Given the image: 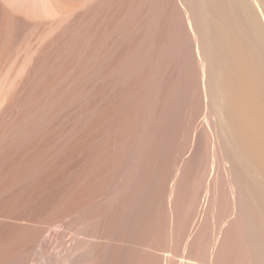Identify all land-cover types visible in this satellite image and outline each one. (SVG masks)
Masks as SVG:
<instances>
[{
  "label": "bare ground",
  "instance_id": "obj_1",
  "mask_svg": "<svg viewBox=\"0 0 264 264\" xmlns=\"http://www.w3.org/2000/svg\"><path fill=\"white\" fill-rule=\"evenodd\" d=\"M207 129L214 151H205L222 178L211 169L210 180L216 175L230 192L215 182L230 200L218 214L245 236L248 264H264V198L261 205L254 196L264 188V0H0V264H145L152 257L144 253V262L143 252H169L160 262L168 264L166 257H181L173 236V249L151 244L159 217L148 224L144 213L157 210L147 211L146 202L154 209L161 201L175 216L188 152ZM177 132L183 145L176 152ZM167 136L173 173L161 189L155 181V193L146 175L150 164L161 166ZM248 182L259 183L258 192L247 191ZM134 192L147 195L133 210ZM217 235L221 246L228 236L218 235L219 243ZM212 238L205 250L215 263L223 253ZM210 254L204 261L212 264Z\"/></svg>",
  "mask_w": 264,
  "mask_h": 264
},
{
  "label": "rangeland",
  "instance_id": "obj_2",
  "mask_svg": "<svg viewBox=\"0 0 264 264\" xmlns=\"http://www.w3.org/2000/svg\"><path fill=\"white\" fill-rule=\"evenodd\" d=\"M120 111H121V110H120ZM179 114H180V116H181V112H179ZM176 115H178V113H176ZM182 116H183L182 118H185L184 115H182ZM176 117H177V116H176ZM202 118H203V117H200V118H199L200 121L202 120ZM178 119H179V117H178ZM182 120H184V119H182ZM178 121H180V120H177V122H178ZM179 123H180V124H177V126L179 125V126L181 127V125H184V124H185V120L182 122L183 124L181 123V121H180ZM169 125H170V124H168V126H169ZM171 126L173 127V126H175V124L172 122V123H171ZM182 127L184 128V126H182ZM169 128H171V127H169ZM179 129H180V128H179ZM206 131H208V129L205 130V131L203 130V138H206V140H207V142H204V141H206L205 139H204V141H203L204 144L206 143L205 146H203V142H202L203 139L201 138L202 140H201V139L199 140V138H198L197 141H196L197 144H198V146H196L197 144H196V142H195V144H194L195 147L192 146V147H194V148L191 147L190 152H188V154H191V155H188L187 153H184L185 151L183 152V149H182V151L178 152V153L180 154V157L182 156L181 154H183V155L186 154V156L188 155V161H187V162L185 163V165H184L185 168H183V171H182L183 173H181V176H182V175H183V176L180 177V180H179V183H181V185L179 184L180 186H178V189H177V194L179 193V196H178V195H177V196H178L179 199L177 198V196H176V199H177L178 201H176V199H175V203L177 202V203H176L177 206L175 207V205H174V208H175V216H174V214H172V213H174V210L171 209V210H172V211H171L172 213H171V212H170V209H167V210H168V211H167L166 209L164 210V208H162V209L159 208V205H161V207L164 206V203H163V206H162V204H161L162 202H161V201H160L159 205L156 206V207L159 208V209H157L156 207L153 209V208H152L153 206L151 205V203H150L149 201H147L146 203H149L150 205H149V204L146 205V203H142V202H145L144 200H146V196H144V195H147V192L149 191L147 188H149L148 186H150L149 183H150L151 181H152V182H151V186H153V188H154L153 191H154V192H155V191L158 192V191L162 188L161 186H163V184H164L163 182H164L165 178H166V181H167V179H168V180L171 179L170 176H172L171 174H172L173 172L170 171V168H171V165H172L171 163H173V162H172V161H173V158H172V157H173V155H174V154H173V151H176V150L178 151L179 148L181 147V145H183V141H182V144H181V145H180V143L178 142L179 139H178V141H177V137H179V135H180V134H178L179 131L176 133V136L174 137V140H173V138H172V140H171V141H172V145H173L174 147H172L171 145H169V146H171V149H173V151H171V149L168 147V144L171 143V142L169 141L171 138L169 139L168 136H167L168 139H167V138H166V139L168 140V142H166V143H167V145H166L167 147H165V148H168L169 150H168V149H165V150H164V153H165V152H166V153L163 154V157H164V158H163V162H162L161 166H159L158 169L155 170V169H154L155 165H154V166H153L152 164L149 165V168H148V171H147V175H146V177H147L148 179H150V178H151V179L149 180L150 182H149V183L147 182V184H146V185H147L146 190H148V191L146 192V194H144V195L142 196V197H145V199H143V198L140 199V196L138 197V195L135 194V193L138 191V188H137V189H136L137 191L134 192V193L131 195V196H133V199H134V197H135L136 202H135V200L131 199L132 197H130V198H129V199H130V202H129V204H128V207H131V209L133 208V210H134V208L136 209V206H137V208H138L139 205H141L140 203H142V205H143V204L146 205V208H145V209H146V210L148 209L147 211H149V210H151V209H152V211H154V210L156 209L157 211H154L156 215L154 214V212H151V211H150V212H149L150 214H149V213L145 212L146 210H144V212H145L144 214H145V215L147 216V218L149 219V220L147 219V220L149 221L148 224L150 223L151 225H153V223H155V220L157 219V217H159V218L156 220V223H157V224H155L156 226L154 225L155 228H154L153 226L151 227V226L149 225V226L151 227V228H150L151 230H149V231L154 232L153 230H156V227H157V230H158V232H159V234H158V233H157V234H158L159 236H160V234L163 236V237H162V236L158 237L157 234L155 235L154 233L157 232V230H156V231L153 233V235H154L153 238H155L156 236H157L158 238H157V237H156L157 239L155 238V240H156V241H155L156 243H155V242L153 241L154 239H152V236H150V242H151V244L153 243L154 246H157V247H159V248H160V246H161L162 248L165 247L166 249L169 250L170 248H172V247H170V246H173V243H174V239H173V237H174V238L177 239V240L175 239L176 241L179 240V241L177 242V244L179 243L178 245L181 246L183 243H185V244H183L184 247H185V245H186V246L189 245L188 247H186L187 250H188V248L190 247L189 250L187 251L183 246H181V248H180V246H178V245L176 244V242L174 243L177 247H179V248H176V250H177V249H179V250H182V249H183V251H178V250H177V251L180 252L181 254L185 255V257H184V258H186V259H185V262H186L185 264H187V262H190V264H193V262H194V260H188V259H189V258H187L188 256H189V257L192 256V257H193L192 259H194V256H195L196 261H198V259L202 261V258H203L202 256H203V254L207 252L205 249L210 248V247H208V246H210V245L212 244V243L209 244V240H208V241H205V240L208 239V238H210V237H211V238L213 237V238H212V241H213L214 236H216L217 233H218V235H222V236H226V235H224V234L226 233L228 237L226 236L227 238H223V237H221V236L219 237V236L217 235V236H218V240L215 239V240H217V242H219V240L222 241V238H223V241H224V242H222L223 244H221L222 247L220 246V244L218 245V243H215V241H213L217 246L220 247V249H219V248L214 244V245L216 246L215 248H217V249H219V250H221V248H222V253H223V255L221 254V255L219 256V254H220L219 251H216V253H217V252L219 253V254H217V256H219V257H218V261L216 260V262L218 263V262L221 261L222 264H233V263H234V264H243V262H244V264H245V261H244V260L246 259V262H247V261H248L247 259L249 258V257H248L249 252L247 251V248H248L249 246H248V243L245 242V241H246L245 236H244L241 232L238 233V232H237L238 229H237V230H234V229L237 228V226L234 225V224H236V223L232 222L233 224L231 225V224H229L230 222L228 223V221H227V219H226V220H225V221H227V222H226V225H227L228 227H229V225H231L229 228H227V226L224 225L225 222H224V220H222L223 218L221 217V216L224 214V212H226V209H227V211H229V208H230L229 206H230V205L228 206L227 204H230V200L224 198L226 201L229 200V203L225 204L226 201L223 199V197H225L226 194H227V196H228V194H229L230 192H229V190H228V186L225 185V187L227 188V189H226L227 191L225 190V188H223L224 184H226V183H224L223 181H221V180H222V178H220L221 176L219 177V176L217 175V174H219V173H217V171H214V170H213L212 163H211L212 161H210V160L213 158V154H212V155L209 154V153H211L210 149L212 150V147H211V146L214 145V144L212 143L213 138H211L213 135L210 136V138H209L208 135H209V134L211 135V134H212V131L209 130V134H208V135H207L208 132H206ZM177 134H178V136H177ZM199 134L201 135L202 133L200 132ZM204 134H205V136H206V135H207V136L205 137ZM200 135H199L198 137H200ZM181 138H183V137H181ZM181 138H180V140H181ZM175 139H176V140H175ZM208 139H210V140L212 139V141L210 142V140H209V142H208ZM167 140H166V141H167ZM182 140H183V139H182ZM198 140H199L201 143H199ZM174 142H175V143H174ZM180 142H181V141H180ZM173 143H174V144H173ZM177 143H178V144H177ZM208 143H209V144H208ZM176 144H177V145H176ZM199 144H200V146H199ZM178 145L180 146L179 148H178ZM209 145H210V146H209ZM176 146H177V147H176ZM208 146L210 147V149L208 150V151H210V152L205 151L206 149L209 148ZM199 147H200V148H199ZM174 148H175L176 150H175ZM184 148H185V147H184ZM197 148H198V149H197ZM213 149H214V148H213ZM193 150H194V151H193ZM128 151H129V152H128V153H129V156H131V154H130V153H131V152H130L131 150H128ZM177 151H176V152H177ZM204 151H205V152H204ZM212 151H214V150H212ZM168 152H171L172 155H171V153L167 154ZM176 152H174V153H176ZM181 152H182V153H181ZM207 152H208V153H207ZM205 153H206V154H205ZM212 153H213V152H212ZM207 154H208L209 158H208V156L206 157ZM169 156H171V157H169ZM186 156H185V157H186ZM210 156H211V157H210ZM186 158H187V157H186ZM202 158H203V159H202ZM204 158H205V159H204ZM210 158H211V159H210ZM207 159H208V160L210 159V160H209L210 163H211V166H210V167H209L210 164L207 165V163H208V162H207ZM125 160H127V159H125ZM166 160H167V161H166ZM194 160H195V161H194ZM202 160H203V161H202ZM165 161H166V162H169V164H171V165L166 164ZM204 161H205V162H204ZM197 162H199V164H198ZM206 162H207V163H206ZM123 163H124V162H123ZM123 163H122V164H123ZM127 163L129 164V166H131V165L133 164V163L130 164L131 162H126V163H124V164L126 165ZM194 163H195V164H194ZM124 164H123V165H124ZM128 164H127V166H128ZM163 164H164L166 167L163 166ZM190 164H191V165H190ZM203 164H204V165L206 164V166H203ZM168 165H169V167H168ZM189 165H190V166H189ZM127 166H126V167H127ZM200 166H201V167H200ZM207 166H208V168H207ZM123 167H125V166H123ZM123 167H122V168H123ZM168 168H169V169H168ZM206 169H207V170H206ZM211 169H212L214 172H216V175H217L221 180L219 179V181H217L218 178H217L216 175H215V176H216L217 180L214 179L215 176L212 177V180H210V179H211V176H213V174H214V172H213V174H212ZM121 170H122V169H121ZM152 170H155V171L153 172ZM208 170H209V171H208ZM186 172H187V173H186ZM263 172H264V170L261 171V174H262ZM185 175H186V176H185ZM263 175H264V173H263ZM152 176H153V179H152ZM160 176H161V177H160ZM165 176H166V177H165ZM168 176H169L170 178H169ZM191 176H192V178L194 177V179L190 178ZM209 176H210V178H209ZM246 176H248V177L250 178L249 181H251V183H254V181H252V179H253L252 177H250L248 174H247ZM260 176H261V175H260ZM157 177H158V179H157ZM159 177H160V178H159ZM263 177H264V176H263ZM263 177L261 176L260 178H263ZM154 178H156V180H155ZM184 178H185L186 180H185ZM188 178H189V179H188ZM249 178H248V179H249ZM161 179H162L163 181H162ZM181 180H182V181H181ZM184 180H185V181H184ZM193 180H194V182H192ZM263 180H264V178H263ZM153 181H154V182L157 181L158 183L155 182V183L153 184ZM160 181H161V182H160ZM183 181H184V182H183ZM208 181H211V185L208 184V183H210V182H208ZM212 181H214V183L217 181L218 184H219L220 181L223 182L224 184L222 183V184H223V185H222L221 182H220L219 186L221 185V186H220V188H222L221 191L226 192V194H224L223 192H222V194H221V191H220V189H219L218 184H217V183L214 184ZM167 182H168V181H167ZM182 182H183V183H182ZM156 183H157L158 185H157ZM192 183H193V184H192ZM248 183H249V182H248ZM251 183H249L250 186H251ZM255 183H256V182H255ZM148 184H149V185H148ZM155 184H156L158 187H160V189H159L158 187L156 188V185H155ZM207 184H208V185H207ZM212 184H213V185H212ZM249 184H248V186H247V188H248L249 190L247 189V191H251V190H253L252 192L254 193L255 191L258 192V191L260 190V191H259L260 194L262 193L261 196H258L259 193H254V196L257 195V199H258V197H260L261 199H263V198H264V194H263V192H264V188H263V191H262L261 186H260V188L257 187V185H258V186L260 185L259 183H257V185H256V184H252L253 187H252V186L250 187ZM261 184H262V183H261ZM159 185H160V186H159ZM189 185H190V186H189ZM209 185H210L211 187H213L214 189L211 188ZM214 185H215V187H214ZM216 185H217V186H216ZM254 185H256V186H254ZM151 186H150V187H151ZM262 186L264 187V181H263ZM187 187H188V188H187ZM206 187H207L208 189H212L211 192H212L213 190L216 192V191L219 189V191H217L218 193L216 192V194H219V192H220V195H216L215 192H213V194L210 192V194L213 195V196H212V197L209 196V198H211V199H209V198H208V195H207V194H209V193H207L208 189H207ZM216 187H218V189H215ZM249 187H250V188H249ZM151 188H152V187H151ZM151 188H150V189H151ZM189 188H191V189H190L191 191L189 190V192L187 193V189H189ZM195 188H196V189H195ZM252 188H253V189H252ZM255 188H256V190H254ZM258 188H259V189H258ZM156 189H158V190H156ZM250 189H251V190H250ZM257 189H258V191H257ZM139 190H140V189H139ZM144 190H145V189H144ZM146 190H145V191H146ZM180 190H181V191H180ZM206 190H207V191H206ZM142 191H143V190H142ZM145 191H144V193H145ZM151 191H152V190H150L149 193H150ZM201 191L203 192L202 194L200 193ZM140 192H141V191H140ZM156 192H155V193H156ZM180 192H182V193H180ZM190 192H192V193H190ZM205 192H206V194H205ZM208 192H209V191H208ZM228 192H229V193H228ZM149 193H148V194H149ZM195 193H196V195H197V193H198V196H196ZM142 194H143V193H142ZM150 194H151V193H150ZM181 194H182V196H181ZM191 194H192V195H191ZM210 194H209V195H210ZM214 194H215V196H214ZM223 194H224V195H223ZM134 195H135V196H134ZM151 195H152V194H151ZM193 195H194V196H193ZM206 195H207V197H206ZM262 195H263V197H262ZM136 196L138 197V199H137ZM185 196H187V197L185 198ZM200 196H202V197H200ZM203 196H204V197H203ZM217 196H218V197H217ZM220 196H221V197H220ZM222 196H223V197H222ZM227 196H226V197H227ZM229 196H230V194H229ZM229 196H228V197H229ZM149 197H150V196H149ZM151 197H153V196H151ZM151 197H150V198H151ZM188 197H189V198H188ZM191 197H192V198H191ZM199 197H200V198H199ZM215 197H216L217 199H216ZM203 198H205V200H204ZM214 198L216 199V201H215ZM220 198H221V199H220ZM260 198H259V199H260ZM152 199H153V198H152ZM185 199L187 200V203L190 204V205L187 206V207L185 206V205H187ZM194 199H195V202H197V205H196V203L193 201ZM196 199H197V200H196ZM206 199H207V200L209 199L208 203H210V204L207 205V201H206ZM219 199H220V200H219ZM259 199H258V200H259ZM132 200H133L134 202H133ZM142 200H143V201H142ZM165 200H166V199H165ZM184 200H185V203H184ZM217 200L221 201V203L218 202ZM258 200H257V201H258ZM131 201H132V202H131ZM189 201H191V202H189ZM204 201H206V205H207V208H206V209H205L206 205H205V207H203L204 204H205V203L203 204ZM253 201L255 202V200H252V203H253ZM261 201H262V200H259L260 204H261ZM138 202H140V203L138 204ZM262 202H263V205H264V201H262ZM255 203H256V202H255ZM255 203H253V205H254ZM202 204H203V206H202ZM256 204H257V203H256ZM131 205H132V206H131ZM225 205H226V206H225ZM261 205H262V204H261ZM147 206H149V207H147ZM180 206H181V207H180ZM184 206H185V207H184ZM195 206H198V207H196L197 210H195V209H196ZM208 206H209L210 209L212 208V210H210V209L208 208ZM202 207H203V209H201ZM222 207H225V209L222 208ZM226 207H227V208H226ZM263 207H264V206H263ZM186 208H188V209H186ZM160 209L163 210V211H161ZM191 209L195 210V212H193V210H191ZM223 209H224V212H223ZM177 210H178V211H177ZM187 210H188V211H187ZM190 210H191L192 213L189 212ZM185 211H186V212H185ZM208 211H209V212L211 211L210 214H209ZM134 212H135V211H133V213H134ZM156 212H157V213H156ZM158 212H159V213H158ZM161 212H163V213L160 214ZM176 212H177V214H176ZM178 212H179V213H178ZM187 212H188L189 214H188ZM196 212H197V213H196ZM201 212H202V213H201ZM206 212H207V214H206ZM219 212H220V213H219ZM131 213H132V212H131ZM151 213H152V214H151ZM167 213H169V215H170V213H171L172 215H171L170 217H169V215H168V217H166L167 219L170 218V219H169L170 223H169V221L167 220V224H169L170 227L166 224V225L169 227V228L166 229V225H164L163 223H166V221H165V217H164V216H167ZM185 213H186V215H185ZM194 213H195V214H194ZM218 213H219V214H222V213H223V214L220 216ZM147 214H149L150 216L147 215ZM180 214H181L182 216H181ZM205 214H206V215H205ZM225 214H226V213H225ZM225 214H224V215H225ZM227 214H228V212H227ZM132 215H133V214H132ZM151 215H153V217H152ZM157 215H158V216H157ZM177 215H178V217H177ZM187 215H189V216H187ZM208 215H209V217H208ZM218 215H219L220 217H219ZM224 215H223V216H224ZM155 216H156V217H155ZM161 216H162V217H161ZM173 216H174V218H173ZM192 216L194 217V219H193ZM202 216H203L204 218H203ZM151 217H152V218L155 217V218H154L155 220L153 219V222L151 221ZM171 217H172L174 220H177V221L179 220V222H176V221H175V222H172L173 219H171ZM176 217H177V218H176ZM180 217H182V218H180ZM186 217H187L189 220L186 219ZM217 217H218L219 219H218L217 221H215V220H216L215 218H217ZM184 218H185L187 221L184 220ZM206 218H209V219L206 220ZM227 218H228V215H227ZM161 219H162V220H161ZM181 219H182V220H181ZM197 219H198V220H199V219H202V221H201V220L198 221ZM158 220H159V221L161 220V221L159 222ZM174 220H173V221H174ZM183 220L185 221V223H184L185 228H184V226H183V222H184ZM221 220H222V221H221ZM157 221H158L159 223H158ZM181 221H182V222H181ZM194 221H195V222L198 221L199 223H198V222L194 223ZM200 221H201V223H200ZM205 221H206V223H205ZM220 221H221V223L223 222V225L226 226L227 230L225 229V227H224L222 224L220 225V223H219ZM189 222H190V224H189ZM217 222H218V223H217ZM175 223H181V224H177V225H179V226H178V230H179V231H177V227H174V226H173L174 229H176L175 232L177 231L176 233H177L178 235L175 234L174 229H173V227L171 226V224H172V225H173V224L176 225ZM227 223H228V224H227ZM160 224H161V225H160ZM196 224H198V225H196ZM202 224H203V225H202ZM216 224H217V225H220L221 228L217 227ZM158 225H159V226H158ZM177 225H176V226H177ZM180 225H181V226H180ZM190 225H191V226H190ZM201 225H202V226H201ZM149 226L146 227V228H149ZM182 226H183V227H182ZM193 226H195V228H194ZM215 226H216L217 228H219L220 230L218 229L219 231L217 230V232H216V230L214 229V228H216ZM222 226H223L224 228H223ZM232 226H234V227H232ZM118 227H119V226H117V228H118ZM163 227H165V228H164V231H162ZM191 227H192V228H191ZM197 227L200 228V231H201V232L199 231V229H198ZM202 227H203V230H202ZM117 228H116V229H117ZM121 228H122V227L120 226V227L118 228V230L121 231ZM152 228H153V230H152ZM170 228H171V229H170ZM182 228H183V229H182ZM193 228H194L195 231L193 230ZM217 228H216V229H217ZM230 228H231V229H230ZM233 228H234V229H233ZM143 229L145 230V227L142 228V231H143ZM160 229H161V230H160ZM221 229H225V232H224L223 230H222V232H221ZM232 229H233V230H232ZM118 230H117V231H118ZM140 230H141V229H140ZM146 230H147V229H146ZM191 230H193V231H191ZM197 230H198V232H199V234H200V237L198 236V235H199L198 232H196ZM213 230H215V231H213ZM119 231H118V232H119ZM161 231H162V232H161ZM171 231H172V233H171ZM187 231H188V232H187ZM229 231H230V232H229ZM234 231L237 232V236L235 235L236 232H234ZM146 232H147V231H146ZM164 232L167 233V235L170 234V233L173 234V235H169L172 241L169 239V237H168L167 235L165 236V233H164ZM173 232H174V233H173ZM190 232H191L192 234H191ZM195 232L198 234L197 237H196ZM213 232H216V233H213ZM219 232H220V233H219ZM180 233H183V234L181 235ZM185 233H186V235H185ZM187 233H189V234H187ZM211 233H212V234H211ZM222 233H224V234H222ZM240 233H241V234H240ZM163 234H164V235H163ZM193 234H194V237L198 238V241H200V243L203 242V240L201 241V240H199V238H200V239H202V238L204 239V244L202 243V245H204L205 248H203V250H201V249H202V245L200 244L199 246H197V241L195 240V238H194V241H193V240H192L193 237H192V238L190 237V235L192 236ZM214 234H216V235H214ZM231 234H233V235H231ZM174 235H177V237H178L179 239H178L176 236H174ZM179 235H180L182 238H180ZM184 235H185V236H184ZM188 235H189V238H191V239H189V240L192 241V243L190 242V244H188V241H189V240H186V239H185V238L188 239V237H187ZM213 235H214V236H213ZM229 235H230V236H229ZM238 235H239V237H238ZM240 235H241V236H240ZM242 235H243V237H242ZM171 236H173V237H171ZM230 237H231V238H230ZM232 237H234V238H233L234 240L232 239ZM163 238H164V241L162 242ZM165 238H166V240H165ZM215 238H216V237H215ZM229 238H230V239H229ZM237 238H238V239H237ZM239 238H240V239H239ZM158 239L160 240L161 243L159 242ZM181 239H182V240H181ZM184 239L186 240V242H183ZM231 239H232V241H231ZM243 239H244V240H243ZM167 240H169L168 243H167ZM180 240H181V244H180ZM225 240H226V241H225ZM238 240H239V241H238ZM157 241H158V242H157ZM210 241H211V239H210ZM235 241H236V244L233 243V242H235ZM242 241H243V243H242ZM169 242H171V243H169ZM225 242H226V244H225ZM238 242H239V244L241 243L240 246H239L240 248L238 247V245H239ZM244 242H245V243H244ZM162 243H163V244H162ZM186 243H187V244H186ZM205 243H206V246H207V243H208L209 245L206 247V246H205ZM219 243H221V242H219ZM155 244H156V245H155ZM198 244H199V243H198ZM237 244H238V245H237ZM242 244H243L244 246H243ZM167 245H169V246H167ZM175 245H174V246H175ZM194 245H196V246H194ZM241 245H242V248H241ZM245 245H246V246H245ZM174 246H173V248H174ZM200 246H201V247H200ZM169 247H170V248H169ZM182 247H183V248H182ZM195 247H197V249H195ZM199 247H200V249H198ZM223 247H224V248H223ZM245 247H246V248H245ZM165 248H164V249H165ZM173 248H172V249H173ZM191 248H192V249H191ZM193 248H194V249H193ZM184 249H185V252H187V254H184V253H185V252H184ZM190 249H191V250H190ZM194 250L197 251V252H195ZM198 250H200L201 252L205 250L206 252L204 251V252H202V253H203V254H202V253L199 252ZM211 250H213L212 247H211L210 251H211ZM224 250H225V252H224ZM240 250H241V251H240ZM236 251H237V252H236ZM182 252H183V253H182ZM230 252H232V255H233V256L231 255ZM239 252H240V253H239ZM242 252H243V253H242ZM244 252H245V253H244ZM246 252H247L248 254H247ZM144 253L147 254V255L145 254V259H147V257H152V259H151V258H148V259L146 260V262L148 261L147 263L145 262V259H144V257H143ZM168 253H169V252H167V253L165 252L164 254H168ZM180 253H179V254H180ZM190 253H191L192 255H191ZM196 253H198V254L196 255ZM199 253H201L202 255H201V256H198V255H200ZM216 253H215V254H216ZM233 253H234V254H233ZM236 253H237V255H236ZM148 254H149L148 252H143V254H142V257H143V258L141 257V258L143 259V261L145 262V264H153V263L155 264V262H157V261H155V260H158V262H159V264H160V262H162V260H163L162 258H165L164 254H162V255H161V254H157V255L155 254V255H156V256H155L156 258H154V255H153V254H152L151 256L148 255ZM181 254H180V255H181ZM206 254H208V255H207V258H205L206 255L204 254V256H205L204 259H205V260L209 258V254H210V252H209V253L207 252ZM225 254L227 255V256H226V261H225V256H224ZM239 254H240L241 256H240ZM245 254H247V255H245ZM183 255H181V257H179L180 259L183 260L182 263L180 262L181 264L184 263ZM212 255H213V253L210 254V257H211V258H210L209 260H211V259L214 260V258H213L214 255H213V256H212ZM229 255H230L231 257H230ZM157 256H159V258H158ZM186 256H187V257H186ZM215 256H216V255H215ZM217 256H216V257H217ZM221 256H222V259L220 260ZM236 256H237V257H236ZM161 257H162V258H161ZM200 257H201V258H200ZM216 257H215V259H217ZM223 257H224V258H223ZM227 257H229V258H227ZM240 257H241V258H240ZM244 257H245V258H244ZM166 258H167V259H164L163 262H165V263L168 262V264H169V262L171 261L170 264H172V263H173V264H174V263L176 264V263H177L176 261H178L177 264H180V263H179L180 260H178L179 258H177V259H176V258H172V260H171V258H169L170 261L168 260V257H166ZM232 258H233V259H232ZM235 258H236V259H235ZM150 259H151V260H150ZM154 259H155V260H154ZM159 259H160V260H159ZM161 259H162V260H161ZM173 259H174L175 261H174ZM204 259H203V261H204ZM223 259H224V260H223ZM228 259H229V260H228ZM153 260H154L155 262H153ZM166 260H167V261H166ZM187 260H188V261H187ZM212 260H211L210 262H212V264H215L216 262L214 263ZM227 260H228V261H227ZM232 260H233V261H232ZM143 261H142V262H143ZM173 261H174V262H173ZM192 261H193V262H192ZM196 261L194 262V264H195V263H197V264L200 263V262H196ZM203 261H202V262H203ZM222 261H223L224 263H223ZM229 261H230V262H229ZM234 261H235V262H234ZM144 262H143V263H144ZM158 262H157V263H158ZM205 262L208 263L209 261H208V260H207V261H204V264H207V263H205ZM226 262H227V263H226ZM240 262H241V263H240ZM248 263H249V262H247L246 264H248ZM139 264H140V263H139ZM141 264H142V263H141ZM161 264H162V263H161ZM166 264H167V263H166ZM188 264H189V263H188ZM201 264H203V263H201ZM208 264H209V263H208ZM210 264H211V263H210ZM218 264H220V263H218Z\"/></svg>",
  "mask_w": 264,
  "mask_h": 264
}]
</instances>
